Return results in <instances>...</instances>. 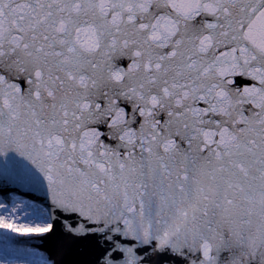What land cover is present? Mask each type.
<instances>
[{
  "label": "snow or ice",
  "instance_id": "obj_1",
  "mask_svg": "<svg viewBox=\"0 0 264 264\" xmlns=\"http://www.w3.org/2000/svg\"><path fill=\"white\" fill-rule=\"evenodd\" d=\"M56 220L99 264H264V0H0V264Z\"/></svg>",
  "mask_w": 264,
  "mask_h": 264
},
{
  "label": "water",
  "instance_id": "obj_2",
  "mask_svg": "<svg viewBox=\"0 0 264 264\" xmlns=\"http://www.w3.org/2000/svg\"><path fill=\"white\" fill-rule=\"evenodd\" d=\"M16 195L20 193L17 192ZM35 237L38 243L33 247L44 254L52 264H99L101 260L102 242L92 237L85 239L69 235L62 220L55 221L52 232Z\"/></svg>",
  "mask_w": 264,
  "mask_h": 264
},
{
  "label": "rangeland",
  "instance_id": "obj_3",
  "mask_svg": "<svg viewBox=\"0 0 264 264\" xmlns=\"http://www.w3.org/2000/svg\"><path fill=\"white\" fill-rule=\"evenodd\" d=\"M33 238L36 237H15V240L18 241V243H15L14 247L20 249L21 252L24 253L23 255H21L23 256L21 259L25 260L24 262L38 261L41 257H43L44 259H48L45 255H42L37 248L33 247L34 244L38 243L37 241H34ZM9 258L14 259L15 261L20 259L16 258L15 256Z\"/></svg>",
  "mask_w": 264,
  "mask_h": 264
},
{
  "label": "bare ground",
  "instance_id": "obj_4",
  "mask_svg": "<svg viewBox=\"0 0 264 264\" xmlns=\"http://www.w3.org/2000/svg\"><path fill=\"white\" fill-rule=\"evenodd\" d=\"M19 239V238H18ZM36 238H33V240H35ZM36 241V240H35ZM23 256H20L19 258L20 259H18L17 261H15V264H30V262H24L25 260H22L21 258H22Z\"/></svg>",
  "mask_w": 264,
  "mask_h": 264
}]
</instances>
